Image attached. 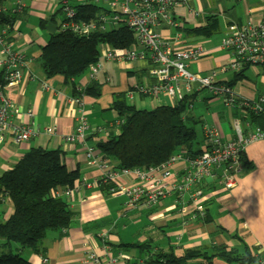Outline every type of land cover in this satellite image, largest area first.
Wrapping results in <instances>:
<instances>
[{
    "label": "crops",
    "instance_id": "0c3cea01",
    "mask_svg": "<svg viewBox=\"0 0 264 264\" xmlns=\"http://www.w3.org/2000/svg\"><path fill=\"white\" fill-rule=\"evenodd\" d=\"M108 2L97 1L109 9ZM26 3L25 12L13 18L14 29L18 30V34H14L16 46L25 57L26 65L22 80L9 92V96L21 111L15 123L25 125L33 121L26 114L28 109H33L39 134L29 141L17 143L11 131L8 132L0 141V174L13 167L31 148L60 150L68 170L79 174L75 184L80 189L72 194L70 204L77 215L70 227L64 232L48 231L39 251L22 249L20 254L31 264H79L87 247L103 254L100 235L107 232L108 241L113 245L112 255L122 253L126 256L119 264H137L140 257L138 249L120 247V244L149 242L152 254L160 250L168 252L170 247L175 249L176 254H184L195 248L211 249L217 245L242 249V242L235 237L239 236L264 264V140L245 149L244 156L252 167L239 171L233 188L227 189L217 181L195 187L194 190L202 191L194 202L204 204V218L192 217L196 205L193 201L190 211L183 213L181 203L173 196L150 209L128 208L125 196L108 193L95 182L101 172L97 166L87 163L84 145L67 139L75 130L78 115L77 105L70 101L76 95L73 85L79 91L78 88L87 87L92 81L99 82V95L83 94L82 97L90 124L100 128L89 139L97 152L100 140L107 139L112 132L117 133L114 121L120 116L111 106L119 96L125 95L127 102L138 109H153L160 104L173 105L176 102L164 94L150 97L136 89L139 85L153 83L148 74L149 62L144 59L123 63L104 62L97 80H91L88 71L72 83L60 74L48 77L39 66V58L51 33L58 29L63 14L56 1L26 0ZM71 3L82 1L71 0ZM194 11L197 15L192 13ZM172 14L179 26L173 29L160 24L157 31L166 37H171L177 31L181 34V43L185 45L203 44L207 52L201 59L191 62L189 69L206 74L231 59V54L221 48V39L229 25L235 23L244 26L264 20V0H188L186 4L174 8ZM208 18L217 19V24L210 27L207 34L190 31L206 27ZM235 76L229 75V82ZM45 80L50 86L48 90L42 88ZM231 86L240 96L256 99L264 91V64L246 67ZM196 103L198 110L195 109ZM188 115L201 126V149L206 144L203 135L205 125L215 126L224 138L230 139L236 136L235 120H243L237 109L225 106L221 97L212 96L208 90H202L195 96ZM249 120L255 124L252 117ZM49 127L54 128L51 134L46 132ZM181 169L182 163L174 167L177 173ZM83 178L91 185H82ZM133 180L134 176L128 175L121 177L119 182ZM186 199L192 200L189 193ZM11 212L9 199L0 201V221H4ZM43 258H47V261L44 262ZM102 264H108L107 257H104ZM189 264L230 263L221 257H214L209 263L197 258L189 261Z\"/></svg>",
    "mask_w": 264,
    "mask_h": 264
},
{
    "label": "built area",
    "instance_id": "2783aa9c",
    "mask_svg": "<svg viewBox=\"0 0 264 264\" xmlns=\"http://www.w3.org/2000/svg\"><path fill=\"white\" fill-rule=\"evenodd\" d=\"M50 1L58 2L63 14L58 27L60 31L88 33L98 27L111 30L119 22H123L132 31V48L118 49L109 43L102 44L98 61L88 67L91 80H97L104 62L123 63L144 59L149 62L148 74L153 83L137 86L136 89L141 94L150 97L164 94L177 103L187 94L208 90L212 96L221 97L225 106L237 109L243 118L235 120L236 136L230 139L224 138L215 126L205 125L203 135L206 144L197 155H189L185 150H180L146 170L115 168L89 143L90 136L100 128L90 124L83 94L75 95L70 101L77 105L78 115L75 130L67 139L82 143L87 163L100 169V177L95 182L112 183V193L125 196L126 206L130 209H150L173 196L181 203L183 213L190 211L191 201L194 202L202 193L200 189L194 190L196 186L217 181L227 189L233 188L241 170L242 152L247 146L264 140V125H253L249 120L252 115L264 118V91L256 99L240 96L230 85L229 75L251 65L264 64V20L244 26L235 23L229 25L221 39V48L231 54L230 61L212 68L206 74H200L192 72L189 64L201 59L207 48L203 44H182L181 34L177 31L171 37H166L156 29L160 24L176 29L179 22L174 18L172 10L186 4L188 0H109L108 11L102 13L97 20L89 21L76 18V10L71 0ZM81 1L97 3L98 0ZM26 7V0H0V72L3 78V83L0 84V141L10 131L17 143L29 141L39 134L33 109L26 111L33 121L25 125L15 123L21 111L9 96V92L22 80L26 65L25 57L17 49L14 34H18V30L13 26V18L24 13ZM192 13L197 15L196 11ZM42 88H50L47 80L43 81ZM82 89L78 88L80 92ZM123 123L122 117L114 121L117 133ZM46 132L51 134L54 128L49 127ZM179 163H182V169L177 173L174 167ZM128 175H133L135 180L119 182L121 177ZM81 182L84 186L91 185L86 178L81 179ZM78 189L80 186L75 184L72 188L60 189L58 194L72 202V194ZM188 193L192 200L186 199ZM194 204L196 205L192 210V217L204 218V204ZM100 236L103 254L87 247L79 264H102L104 257L108 258V264H119V261L126 258L122 253L112 255L113 248L108 241L107 232ZM43 261L46 262L47 258H43ZM138 264H143V261L138 260Z\"/></svg>",
    "mask_w": 264,
    "mask_h": 264
},
{
    "label": "trees",
    "instance_id": "16d2710c",
    "mask_svg": "<svg viewBox=\"0 0 264 264\" xmlns=\"http://www.w3.org/2000/svg\"><path fill=\"white\" fill-rule=\"evenodd\" d=\"M71 4L76 10V18L85 21L97 20L108 11L94 2ZM216 24L217 19L208 18L206 27L190 31L207 34L209 28ZM103 43L118 49H129L134 45L133 33L123 22L111 30L98 27L88 33L60 31L58 28L42 47L39 66L48 77L60 74L72 83L86 73L92 63L98 61ZM245 69L234 74L236 76L230 85ZM73 87L76 95L100 94L97 81H92L82 92L77 91L75 85ZM199 92L187 94L173 105L160 104L153 109H138L127 102L125 95L119 96L111 109L124 118V123L118 133L112 132L107 139L100 140L99 155L115 168L146 170L180 150H185L189 155L199 154L203 149L196 128L198 121L188 115ZM251 117L255 124L264 125L263 117ZM204 140L206 142L205 136ZM240 162L241 169L252 167L244 152ZM78 178L79 174L68 170L62 161L60 150L41 147L29 149L13 167L0 174V201L9 199L12 205V212L4 221H0V264H31L20 254V250L37 252L48 231L64 232L70 227L77 212L58 192L62 188H72ZM99 187L112 193L114 185L100 182ZM235 237L242 242V249L217 245L211 249L195 248L184 254H176L175 249L170 247L168 252L160 250L152 254L149 242L123 243L120 247L138 249L140 257L137 259L142 260L143 264H189V261L197 258H203L209 263L214 257H221L230 264H261V258L243 242V238ZM146 255L147 258L144 257Z\"/></svg>",
    "mask_w": 264,
    "mask_h": 264
},
{
    "label": "rangeland",
    "instance_id": "374dc122",
    "mask_svg": "<svg viewBox=\"0 0 264 264\" xmlns=\"http://www.w3.org/2000/svg\"><path fill=\"white\" fill-rule=\"evenodd\" d=\"M195 109H196V110L199 109V105H198V103H196ZM196 128H197V131H198V138L200 139V136H201V126H200L199 123L197 124Z\"/></svg>",
    "mask_w": 264,
    "mask_h": 264
}]
</instances>
